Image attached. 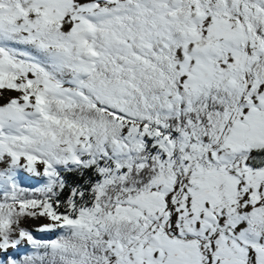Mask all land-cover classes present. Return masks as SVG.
Instances as JSON below:
<instances>
[{
  "label": "snow or ice",
  "instance_id": "snow-or-ice-1",
  "mask_svg": "<svg viewBox=\"0 0 264 264\" xmlns=\"http://www.w3.org/2000/svg\"><path fill=\"white\" fill-rule=\"evenodd\" d=\"M0 264H264V0H0Z\"/></svg>",
  "mask_w": 264,
  "mask_h": 264
}]
</instances>
